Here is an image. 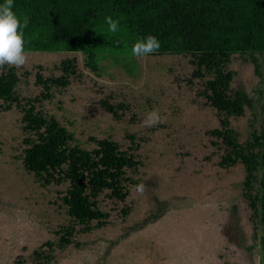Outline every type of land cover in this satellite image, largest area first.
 I'll return each instance as SVG.
<instances>
[{
	"label": "rangeland",
	"instance_id": "rangeland-1",
	"mask_svg": "<svg viewBox=\"0 0 264 264\" xmlns=\"http://www.w3.org/2000/svg\"><path fill=\"white\" fill-rule=\"evenodd\" d=\"M27 51L28 64L14 68L20 103L35 99V109L56 118L82 148L94 147L90 137L114 141L137 166L126 172L132 183L123 200L99 193L107 216L84 230L61 204L66 183L44 185L23 168L19 107L0 112V264H260L261 226L242 193L243 168L217 164L224 148L209 131L219 128L218 117L202 95L211 75L200 69L197 76L189 53L137 58L99 49L91 70L79 51ZM253 54L258 75L247 52L231 53L226 65L231 90L251 99L240 116L229 117L239 142L264 131V52ZM64 58L73 59L76 74L41 98L35 73L59 75ZM153 109L163 122L144 127ZM140 183L143 196L134 190ZM67 225L73 230L64 245L59 233Z\"/></svg>",
	"mask_w": 264,
	"mask_h": 264
},
{
	"label": "trees",
	"instance_id": "trees-1",
	"mask_svg": "<svg viewBox=\"0 0 264 264\" xmlns=\"http://www.w3.org/2000/svg\"><path fill=\"white\" fill-rule=\"evenodd\" d=\"M13 11L21 20L29 17L24 29L26 50L79 51L86 56L85 64L96 70L99 49L130 54L137 39L153 35L160 48L151 54L189 53L194 73L200 77L203 69L211 75L202 95L218 117L219 128L209 131L224 148L217 164L227 168L239 163L243 168L242 193L261 226L260 264H264V131L251 130L246 140H237L229 117L240 116L251 99L231 90L233 71L226 69L231 53L247 52L254 74H259L253 53L264 52V0H14ZM106 16L120 20V31H108ZM59 70L57 76L35 73L41 98L50 97V88L69 83L76 74L73 59L61 60ZM17 81L14 67L5 65V74L0 75V112L13 105L21 111L23 168L44 185L66 183L60 200L73 223L84 230L92 221L97 227L103 225L107 215L98 208L97 196L106 191L110 198L124 199L127 184L132 183L126 172L137 166L133 153L107 138L90 137L91 149L78 146L56 118L35 109V99L20 103ZM103 107L117 116L112 105L103 103ZM257 171L258 191H253ZM72 230L73 225L65 226L59 241L69 244Z\"/></svg>",
	"mask_w": 264,
	"mask_h": 264
},
{
	"label": "clouds",
	"instance_id": "clouds-1",
	"mask_svg": "<svg viewBox=\"0 0 264 264\" xmlns=\"http://www.w3.org/2000/svg\"><path fill=\"white\" fill-rule=\"evenodd\" d=\"M14 0H3L0 3V75L5 74V65L14 68H22L29 62L30 53L25 49L24 29L29 24V17L25 15L21 20L13 11ZM105 23L110 33L120 31V20L112 16L105 17ZM160 42L156 36L147 35L137 39L131 46L132 57H145L158 51ZM163 122L159 109L149 111L143 120L144 127H154ZM135 192L143 196L147 192L144 183L134 186Z\"/></svg>",
	"mask_w": 264,
	"mask_h": 264
},
{
	"label": "crops",
	"instance_id": "crops-1",
	"mask_svg": "<svg viewBox=\"0 0 264 264\" xmlns=\"http://www.w3.org/2000/svg\"><path fill=\"white\" fill-rule=\"evenodd\" d=\"M156 221V220H155Z\"/></svg>",
	"mask_w": 264,
	"mask_h": 264
}]
</instances>
